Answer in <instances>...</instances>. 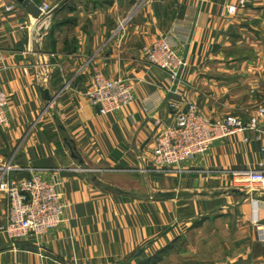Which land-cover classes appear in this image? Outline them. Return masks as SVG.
I'll use <instances>...</instances> for the list:
<instances>
[{"label":"crops","instance_id":"0c3cea01","mask_svg":"<svg viewBox=\"0 0 264 264\" xmlns=\"http://www.w3.org/2000/svg\"><path fill=\"white\" fill-rule=\"evenodd\" d=\"M34 1L54 7L50 18H34L17 0H0V89L8 95L9 118L0 126V168L11 164L13 175L39 174L50 182L57 177L68 207L64 221L37 238L38 253L8 245L0 233V264H122L132 255L171 253L186 233L188 252L204 250L202 261L188 264H264L257 231L264 225V183L251 188L256 195L241 196L228 172L260 168L264 142H244L237 134L177 166L158 170L153 163L174 105L192 102L214 119L229 113L209 95L227 88L225 81L214 83H220L216 67L250 64L248 80L257 85L264 52L243 63L225 52L232 45L264 46V0H250L233 16L222 14L228 0H151L128 16L129 0L106 9L96 0ZM164 37L187 60L175 92L146 52ZM230 68L227 77L247 80ZM98 72L133 82L126 108L103 115L85 96ZM41 87L58 94L48 110ZM55 113L66 130L58 128ZM109 186L150 198L118 195ZM153 191L177 195L158 200ZM7 211L8 204L0 222Z\"/></svg>","mask_w":264,"mask_h":264},{"label":"built area","instance_id":"2783aa9c","mask_svg":"<svg viewBox=\"0 0 264 264\" xmlns=\"http://www.w3.org/2000/svg\"><path fill=\"white\" fill-rule=\"evenodd\" d=\"M150 2L151 0H144ZM250 0H228L222 14L236 15ZM42 17H48L52 7L47 2L38 4ZM150 62L164 69L169 76L170 92H175L187 67L186 58L176 51V44L164 37L146 48ZM134 84L121 76L111 78L104 72L96 73L92 85L85 92L100 114L126 108L134 99ZM151 105V102H146ZM8 95L0 89V126L8 123ZM173 121L157 137L153 163L158 170L179 165L185 160L206 153L215 141L242 135L244 142H264V105L257 106L247 117L224 115L214 119L192 102L186 108L174 105ZM264 151V145L262 146ZM15 167L7 164L0 168V189L8 198V211L0 223V233L11 244L28 243L64 221L68 207L62 183L56 177L47 181L39 174L30 177L13 175ZM156 170V169H155ZM234 177L233 187L249 189L264 183V164L260 168L229 170ZM259 240L264 242V225H257Z\"/></svg>","mask_w":264,"mask_h":264},{"label":"rangeland","instance_id":"374dc122","mask_svg":"<svg viewBox=\"0 0 264 264\" xmlns=\"http://www.w3.org/2000/svg\"><path fill=\"white\" fill-rule=\"evenodd\" d=\"M55 1L54 3H60L59 6H62V0H53ZM129 3L131 4L130 6V12L128 15H130V13H132L134 10L138 9L139 6H142V4L146 3L144 0H129ZM95 5H99V6H105L108 8V6L115 4L114 0H96L94 2ZM52 7V5H51ZM54 7H52L53 9ZM129 10V9H128ZM127 10V11H128ZM127 13V12H126ZM51 14L48 17H41V18H50ZM111 20L110 17H108L107 20ZM111 23V21H110ZM264 42V41H263ZM249 44V43H247ZM259 49V50H258ZM258 49L255 50V48L250 47L249 45H246L244 47H237V45H232L230 47H227L225 55H227L228 57H236L237 59H239L240 61H242L241 63H243L244 60H250L251 57H255L256 56V51L258 52H264V46H260L258 47ZM264 55V54H263ZM262 55V56H263ZM239 65V64H237ZM235 65V66H237ZM233 67L231 66L230 63L226 65H224L223 67L219 68L216 67L217 71L215 72H220V73H215L217 75H214L216 79H220V83L219 81H214L217 82V84H222V81H225L223 83H225L227 85V88H222L219 92L216 91L214 93L211 92L209 93V95H216L213 96L215 98V101H218V103L223 104L224 106H226V112L229 113H225L226 115L228 114H232V115H243V114H249L250 112H252L255 108H257V106L260 105H264V63H261V65L258 66L259 68V74L257 78V85L251 87V84L248 80L251 71L254 70V68H250V64H241L240 67L237 66V69L235 68H230ZM234 69L236 71L232 72V74L234 76H238V75H243V77H247V80L245 81V79L243 81H240V79H235L233 80V78L227 77L230 76L229 73L226 74V70L225 69ZM259 80V83H258ZM231 81H236L239 84L236 85V87H228V84L231 83ZM243 86H245L246 88H243ZM209 90H213L212 88H210ZM205 98L204 95L201 96V98ZM214 100V99H213ZM199 108V107H198ZM199 110L201 112H203L200 108ZM204 113V112H203ZM205 114V113H204ZM222 115V114H221ZM72 142V141H69ZM9 153L5 156L7 158H10V151H8ZM104 187H107L108 184L104 183L103 184ZM233 189L238 188L239 187H233ZM251 188H255V185H252L251 187H249V189H242L245 190L247 192H252L254 190H252ZM154 191L152 192V196L154 197L155 194H153ZM261 197L264 196V194L260 195ZM8 204V198H7V194L4 190L0 189V209H4L6 208ZM199 221H197V224H201L202 223V219H197ZM3 222V221H2ZM1 223V222H0ZM3 235V234H2ZM186 235H188L186 233ZM184 236V238L180 241V243H178L175 248L173 249V251L170 253L168 249H166V251H164L163 254H152L149 255L147 257H143L141 259H137L135 255H132L131 257H129L128 259L124 260V262L122 264H188L189 262H192L194 260L196 261H202L204 256V250L203 248L200 246L198 248V250H196L195 252L192 251H187V236ZM201 237V236H200ZM199 237V239H201ZM190 238V237H189ZM34 240V239H33ZM37 240V239H36ZM192 240V238H191ZM32 242V241H31ZM31 242H28L26 244H29ZM8 245H15V244H11L10 242H7ZM23 244V243H20ZM203 246V245H202ZM198 247V246H197ZM218 249V247H216V250ZM205 253H207L206 255H210V253H212V251H205ZM194 258V259H193Z\"/></svg>","mask_w":264,"mask_h":264},{"label":"water","instance_id":"95a60500","mask_svg":"<svg viewBox=\"0 0 264 264\" xmlns=\"http://www.w3.org/2000/svg\"><path fill=\"white\" fill-rule=\"evenodd\" d=\"M24 8L25 10L34 18L36 19H40L42 17V11L39 7V5L34 1V0H17ZM40 92L41 95L43 97L44 100L47 101V106L45 110H48L51 106V104L55 101V98L57 97L58 94H52L50 89L48 88H40ZM54 120L58 123V128H60L61 130H66L65 126L61 123L60 118L58 116V114H54ZM66 141L70 147V150L72 152V156L75 158H80L78 152H77V148L76 145L72 144V142H69V140L66 138ZM81 162L83 161L82 159H80ZM108 190H110L111 192L118 194V195H123L126 197H130L133 199H148L150 198V196L148 194L145 193H138V192H133V191H127L124 190L122 188L119 187H115V186H109ZM236 194H239L241 196H254L257 194V191H252L247 192L245 190L242 189H238L235 188L233 190ZM176 192L174 191H158L154 198L158 199V200H167V199H173L176 197ZM37 244V240L34 239L32 240L31 243L26 244H15L13 245L15 248H19L21 250H25V251H32V252H40L39 247L36 245Z\"/></svg>","mask_w":264,"mask_h":264}]
</instances>
